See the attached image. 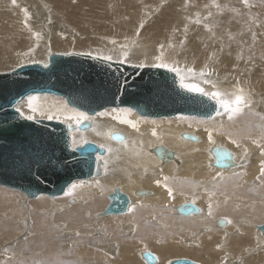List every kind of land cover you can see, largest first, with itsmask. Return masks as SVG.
Wrapping results in <instances>:
<instances>
[{
	"label": "bare ground",
	"instance_id": "obj_1",
	"mask_svg": "<svg viewBox=\"0 0 264 264\" xmlns=\"http://www.w3.org/2000/svg\"><path fill=\"white\" fill-rule=\"evenodd\" d=\"M212 1L228 5L223 7L226 13L232 10L231 15L211 25L214 29L210 26V16L194 15L196 11L206 13L210 0H17L15 5L12 0H0V74L34 61L48 64L51 55L58 53L112 55L116 62L122 52L120 45H125L121 40L127 39L130 56L125 64L142 61L150 64L161 51L169 62L179 61L180 67L199 70L207 63L214 72L211 78L218 81L222 89L231 91L238 83L252 101L249 108L231 121L226 116L216 115L210 119L181 114L151 118L132 110L128 118L138 123L139 131H136L113 119L122 115L120 109L127 108L115 107L88 114L91 119L85 121L90 123L86 130L77 131L73 122L72 140L77 141L76 145L72 144L74 148L83 146L85 140L100 147L104 145L105 153L98 156L100 173L89 179L75 180L73 183L78 187L73 196L64 193L55 198L48 195L36 198L28 215L33 219V229L40 234L31 243L40 240L42 246L33 247L31 252L43 258L17 259L13 264H143L137 259V250L142 246L157 255L156 264H166L170 258L178 257L202 264H219L220 259L225 260V264H264V235L259 230L260 220L252 218L264 215V179H257L264 167V69L260 67V57L264 58V28L252 34L242 30L231 33L226 26L245 14L244 9H235L237 2L242 6V1L231 0L230 5L227 0ZM197 19L199 23L195 22ZM35 32H39L41 38L38 39ZM112 40L116 41L115 45ZM29 49L34 51L29 53ZM34 96L38 97L35 103L52 108L60 116L52 120L68 124L57 111L63 108L66 99L54 94ZM24 100L18 107L27 115L30 113L27 99ZM37 119L46 118L38 115ZM109 132L121 134L124 142L109 138ZM188 136L194 140L186 139ZM159 146L172 151L174 159L162 162L154 154ZM109 147L113 149L111 153L107 151ZM215 147L232 152L236 166L224 170L214 167L212 151ZM252 187L255 188L253 195L245 196ZM116 190L128 196L127 211L119 215L104 212L98 215L106 202L104 198L108 199ZM19 196L17 194L16 198ZM236 196H241L245 202L252 201V206L259 201L261 204L245 216L241 207L230 204ZM185 204L196 205L199 213L178 214V208ZM21 208L18 207V211ZM172 219L177 222L174 224ZM219 219L227 224L220 227ZM19 220L22 224L29 222L24 217ZM59 220L64 222L61 230L65 236L56 231L61 240H69L65 231H78L82 222L89 231L92 229L88 237L94 239L97 246H104L107 254L115 255L118 251L119 260L76 246L73 257L64 260L63 253L54 250L58 242L54 240L56 232L49 225ZM7 222L3 221V234L9 233L11 228ZM189 230H196L195 234ZM87 240V243L92 242ZM160 240L164 243L160 244ZM83 243L73 241L74 245ZM61 244L68 246L66 242Z\"/></svg>",
	"mask_w": 264,
	"mask_h": 264
},
{
	"label": "water",
	"instance_id": "obj_2",
	"mask_svg": "<svg viewBox=\"0 0 264 264\" xmlns=\"http://www.w3.org/2000/svg\"><path fill=\"white\" fill-rule=\"evenodd\" d=\"M42 94L62 97L70 107L90 115L115 107L131 108L151 118L181 114L210 119L216 115L212 101L182 90L175 74L165 69L137 68L77 53H58L51 55L47 68L35 62L0 74V186L31 199L40 195L62 196L75 180L98 175V156L105 153L104 148L92 142L74 148L71 134L75 128L70 129L65 122L29 121L16 111L28 95ZM89 127L90 123L84 122L80 130ZM112 138L121 141L116 136ZM187 138L194 140L192 136ZM154 154L162 162L174 159V153L163 146L157 147ZM212 154L214 167L224 170L236 166L233 153L226 148L215 147ZM108 200L105 215L125 213L130 202L119 190L110 194ZM199 211L194 204L178 208V214L184 216ZM225 223L221 220L218 225L223 227ZM259 230L264 235V224ZM142 258L147 264L157 262L150 252ZM171 264L197 263L177 259Z\"/></svg>",
	"mask_w": 264,
	"mask_h": 264
},
{
	"label": "rangeland",
	"instance_id": "obj_3",
	"mask_svg": "<svg viewBox=\"0 0 264 264\" xmlns=\"http://www.w3.org/2000/svg\"><path fill=\"white\" fill-rule=\"evenodd\" d=\"M241 1H242V6L237 2V6L235 7V9H244L245 10V14H243L242 18H234L232 20L231 26H226V29L229 30L231 33H237L240 30H242L243 33H246V34H252L255 31L259 32L261 30V27L264 28V0H247L246 3H245V0H241ZM227 2L230 5L231 0H227ZM200 5L201 6H205V4L202 3V2H200ZM227 6L228 5H225V3H222L220 1H212V0H210L209 9L207 10L206 13H203V12L198 13L196 11L194 15L198 14V16H202V17L210 16L209 20H210V26H211L213 23H216L220 18H224L225 16H229V15L232 14V10L227 12V13L224 11L223 7H227ZM201 10L203 11V8H201ZM242 21H243L244 26H242ZM211 28L214 29V26H211ZM213 32H214V30H210V33H213ZM136 40H135V42H136ZM121 41L124 42L125 45H127L125 43V42H127V39H124V40H121ZM128 48H130V46L127 45V49ZM210 59H211V56H210ZM260 59H262L260 67L262 69H264V58L260 57ZM195 69H197V68H195ZM2 189L4 191L5 190L6 191L2 192L1 191ZM254 190H255V188H253V187L251 188V190H247V192H245V196L247 194V196L251 197L253 195ZM17 194L20 195L19 199L16 198ZM48 198H51V197H48ZM105 198H104V200L106 202L104 201L105 204L99 210L100 213L98 214V215H101V216L103 215V212H104L106 206L108 205V199H105ZM247 198L251 199L249 197H247ZM243 199L244 198H242L241 196H236L235 198L231 199L234 204L233 203H230V204H232L235 207L236 206L241 207L242 208L241 211L242 212L244 211L245 216L248 215L253 208L258 207L261 204V202L259 201L258 203H256L255 205L252 206V201L245 202ZM6 200H8V201H6ZM11 200H15L14 202L12 201V204L13 203H17L16 206H15V204H13V205L10 204ZM35 200L37 201V199H28V198H26V196L23 195L21 192H17V191H13V190H10V189H7V188L5 189L4 187H0V201H1V203H0V212H1L0 213V244H1L0 245V264H5V263L6 264H13L17 259H28L29 257L30 258H32V257L36 258L35 260H40V259L43 258V256L38 255L36 252H31L33 247H35V246L36 247H39V246L41 247L42 246V241H40V240L39 241H35V243H31L32 239H35L36 235L38 236L40 234L39 232H36V228L33 229V227H32V220L33 219L31 218L30 215H28V213L32 212V209H31L30 206H33L32 204H33V202ZM50 201H51V199H50ZM250 203H251V205H250ZM262 203L264 204V198H262ZM9 205H11V206H9ZM17 205H18V207H22L21 211H18ZM61 205L64 206V204H61ZM50 208H52V205L50 206ZM41 211H39V212H41ZM18 212H20L19 215L17 214ZM60 213L61 212H58V214H60ZM22 217H24L26 219L27 218L29 219V222H27L28 224H22L21 223V221L19 219H21ZM243 217L244 216H242V218ZM221 218H224V217H221ZM252 218H258V220H260L258 222L259 225L264 224V215L262 213L260 215H257V216L254 215V216H252ZM6 220L8 221L7 222L8 223L7 226L11 227V228L9 230V233L3 234L2 232L4 230H3L2 227L5 225V223H3V221H6ZM221 220L222 219H219V221H221ZM172 221H173L174 224H175V222H177L176 219H172ZM236 223L238 224L239 222L236 221ZM92 224H94V222ZM225 224H227V223H225ZM49 225H50V228L54 232H56V231L60 232V235H64L65 236V233L63 232V230H61V229L64 228V222L63 221L59 220L58 222L49 223ZM214 226L215 227L217 226L216 223L214 224ZM176 227L177 226H175L173 228H176ZM77 228L79 229L78 230L79 232L77 230H76V232H74L72 230L71 231H65L66 234L68 233L67 235L70 236L69 240H65V241L61 240V238L56 235V234H58L57 232L55 233L56 236H54V240L56 242H58V245H57L56 249L54 248V250H60L63 253L62 258L64 260H65V258H66V260L69 259V258L71 259L73 257V255H74V254H72L73 251H75L77 248L80 249L82 247L85 248L86 250L93 251V252L98 253V254L108 255L114 261L119 260L120 254H119L118 251H117V253H115V255L107 254L106 248L104 246H102V247L101 246H97V244L95 243L94 239H91V238L88 237V235H91L90 231L92 229L89 231L87 229L88 228L87 224L85 225L84 223L82 224V222H81L80 225H78ZM82 228H83V230H82ZM85 228H86V230H85ZM176 230H177V228H176ZM199 230L200 229H198L197 231H199ZM87 231H89V233ZM194 231H196V230H189V233H191L193 235V234H195ZM76 235H77V237H76ZM140 239L141 238H138V240H140ZM80 240H81V243L84 242L82 244L83 246L80 245V244H77V245L73 244V241L80 242ZM85 240H87L88 242H90V241H92V242L91 243H87ZM163 241L164 240H160V244H163L164 243ZM63 242H66V245H68V246L64 247L61 244ZM59 243H60V245H59ZM33 244H35V245L32 246ZM118 247H119V245H118ZM64 251H66V253L69 251L68 252L69 254L68 253L65 254ZM144 252L152 253L151 250L148 247L142 246V247H140L137 250V259L139 261H141L143 264H146L144 262V259H142V256H141L142 255L141 253H144ZM152 254L155 256L154 253H152ZM34 255H35V257H34ZM1 257H2V259H1ZM12 257H13V259H12ZM156 258H157V255H156ZM177 259H180V257H178V258H170L169 260H167L166 264H169V262H172V261L177 260ZM4 260L5 261L7 260V261L5 262ZM9 260H11V261H9ZM157 260H158V258H157ZM189 260H191V261H193V262H195L197 264H202V263H200L198 261H194L192 259H189ZM218 262H219V264H225V260H223V259H220Z\"/></svg>",
	"mask_w": 264,
	"mask_h": 264
},
{
	"label": "snow or ice",
	"instance_id": "obj_4",
	"mask_svg": "<svg viewBox=\"0 0 264 264\" xmlns=\"http://www.w3.org/2000/svg\"><path fill=\"white\" fill-rule=\"evenodd\" d=\"M246 2L247 0H245V3ZM16 3L17 0H12L13 5H15ZM24 13L25 16H28L27 9H24ZM195 22L199 23L200 21L199 19H197ZM25 26L28 27L27 22H25ZM205 27H207V25H205ZM28 30L32 31L31 28H29ZM185 31H187V27H185ZM34 35L38 39L41 38V34L39 32H35ZM111 43L115 45L116 41L112 40ZM159 47L163 49L164 45H160ZM121 49H122L121 55L116 58V62L120 64L129 62L130 53L127 50V45H121ZM33 51L34 49H29V53ZM27 54L28 53H25V55ZM65 54L72 55L73 53H65ZM77 54L87 55L92 57L93 59H102L105 62L113 61L112 55L98 54L97 56L93 57L92 53L90 52L77 53ZM133 66L137 68L152 67L158 69H165L167 72L175 74V76L179 79V87L182 90L188 93L196 94L200 97L206 98L209 101H212L213 102L212 108L216 116L218 117L226 116L229 121L233 120L236 116L242 114L244 109L249 108L252 103L249 94L245 92L244 88L240 87L238 83L231 91L222 89L219 86V82L211 78L214 75V72L209 68V65L207 63L199 70L191 66L180 67L179 61L169 62L165 58L164 51H161L158 55L153 57V61L150 64L142 61L138 64H134ZM44 67L47 68L48 64L45 63ZM37 100H38L37 96L34 95L27 96V108L30 114L25 115V113L20 109V107H17L16 111L20 113V115L23 118L29 121L37 119L38 115L49 120L60 118L59 115H56L53 112L52 108H45L44 106L35 103V101ZM57 111L64 116V120L68 122L70 129L73 127V122H74L77 131L80 130L81 125L85 121H89L91 119L86 112L79 111L74 108L69 109L67 102L64 103L62 109H57ZM119 113H122V115L118 114L114 116L113 119L118 120L120 124L128 125L131 128L135 129L136 131H139L138 123L128 118L129 116L132 115L131 108L120 109ZM98 115H105V113H99ZM153 123L155 122L153 121ZM152 135L153 136L156 135V131L154 129L152 131ZM108 136L109 138H111L112 136H116L117 139H120L121 142H124V138L118 133L109 132ZM209 139L211 140V135H209ZM84 142L87 143L86 140ZM233 143H235V141H233ZM72 144L73 145L77 144L75 138H73ZM101 147H104V145H101ZM107 151L111 153L113 149L109 147L107 148ZM105 168L107 169V162H105ZM257 179H264V167H261L260 175L257 177ZM157 183H159V181H157ZM79 186H82V184ZM77 187H78L77 184L75 183L71 184L68 187L67 191L65 192V195L73 196L74 190ZM168 195L169 196L172 195V190L170 188L168 190ZM129 211H132V209H129ZM169 264H171V262H169Z\"/></svg>",
	"mask_w": 264,
	"mask_h": 264
}]
</instances>
